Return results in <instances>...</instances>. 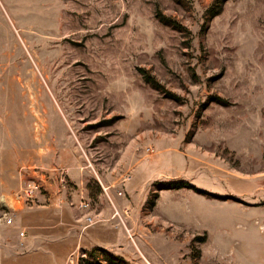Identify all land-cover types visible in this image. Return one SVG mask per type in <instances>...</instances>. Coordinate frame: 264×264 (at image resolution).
I'll use <instances>...</instances> for the list:
<instances>
[{
    "label": "rangeland",
    "instance_id": "obj_1",
    "mask_svg": "<svg viewBox=\"0 0 264 264\" xmlns=\"http://www.w3.org/2000/svg\"><path fill=\"white\" fill-rule=\"evenodd\" d=\"M59 189L53 264H264V0H0V222Z\"/></svg>",
    "mask_w": 264,
    "mask_h": 264
},
{
    "label": "crops",
    "instance_id": "obj_2",
    "mask_svg": "<svg viewBox=\"0 0 264 264\" xmlns=\"http://www.w3.org/2000/svg\"><path fill=\"white\" fill-rule=\"evenodd\" d=\"M61 190L48 196V205L41 203V205L26 208L19 202L12 203L13 221L11 225L2 221L0 227L5 226L6 230L14 231V235L10 234V236L18 245L24 246L25 252L23 255L15 253L10 257L7 256L4 261L1 255V243L8 235H3L4 230L1 233L2 228H0V264H53L58 256L57 250L62 245L67 257L73 254L78 245L83 244L84 247L87 245L86 242H89L87 235L85 237L84 234L79 235L76 229L77 216L80 215L78 211L85 210L80 206L69 210L67 195ZM76 197L75 195L73 200L77 202ZM81 220L83 224L84 218L81 217ZM12 228L18 229L17 232ZM86 229L87 234L98 243L100 235L97 223L88 225Z\"/></svg>",
    "mask_w": 264,
    "mask_h": 264
},
{
    "label": "built area",
    "instance_id": "obj_3",
    "mask_svg": "<svg viewBox=\"0 0 264 264\" xmlns=\"http://www.w3.org/2000/svg\"><path fill=\"white\" fill-rule=\"evenodd\" d=\"M60 181L61 183L65 184L66 183L65 177L64 176L61 177ZM39 190H40L39 186H37L36 183L32 182L31 184L26 185V187L22 189L20 194L19 193L17 194V200L24 198L25 200L32 201V203H34L35 202L34 199L37 197L36 193L39 192ZM88 205H89L88 203H83L81 206L88 207ZM5 216L7 215L5 214ZM89 220L92 221V218H89ZM12 221H13L12 217L6 218L7 224H11Z\"/></svg>",
    "mask_w": 264,
    "mask_h": 264
},
{
    "label": "trees",
    "instance_id": "obj_4",
    "mask_svg": "<svg viewBox=\"0 0 264 264\" xmlns=\"http://www.w3.org/2000/svg\"><path fill=\"white\" fill-rule=\"evenodd\" d=\"M144 71V70H143ZM147 79H150L147 77ZM151 81V80H148ZM157 85V84H154ZM175 97V96H173ZM168 188H180V187H188V188H194V186L186 181L176 182V183H170L166 185Z\"/></svg>",
    "mask_w": 264,
    "mask_h": 264
}]
</instances>
